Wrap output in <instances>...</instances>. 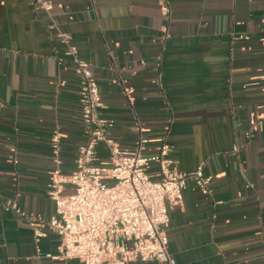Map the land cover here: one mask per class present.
I'll return each mask as SVG.
<instances>
[{"label":"crops","instance_id":"obj_1","mask_svg":"<svg viewBox=\"0 0 264 264\" xmlns=\"http://www.w3.org/2000/svg\"><path fill=\"white\" fill-rule=\"evenodd\" d=\"M47 1L0 0V264H81L49 257L60 238L42 225L54 211L52 135L64 173L86 140L58 30L88 62L121 146L166 141L180 171L212 176L208 194L188 177L169 207L176 264H264V125L249 124L264 114V0Z\"/></svg>","mask_w":264,"mask_h":264},{"label":"built area","instance_id":"obj_2","mask_svg":"<svg viewBox=\"0 0 264 264\" xmlns=\"http://www.w3.org/2000/svg\"><path fill=\"white\" fill-rule=\"evenodd\" d=\"M36 2L46 11L51 7L47 0ZM162 13H167L165 5ZM57 37L64 54L59 62L79 77L86 140L77 147L74 169L64 173L60 169L59 135L51 137L55 167L46 193L54 211L42 225L56 233L60 243L58 254L48 256L75 259L81 264H127L150 259L176 264L168 249L169 207L182 204L188 177L201 193L208 194L212 176L204 174L201 166L190 173L180 171L169 156L171 148L166 141L150 152L145 138H139L132 148L121 146L108 133L112 119L102 113L98 82L88 62L79 57L69 33L58 30ZM249 124L250 130L264 125V114H253ZM100 145L106 154L103 161L99 160ZM67 188L69 192H65ZM6 206L23 214L15 202L8 201ZM29 220L37 228L42 226L34 217Z\"/></svg>","mask_w":264,"mask_h":264}]
</instances>
